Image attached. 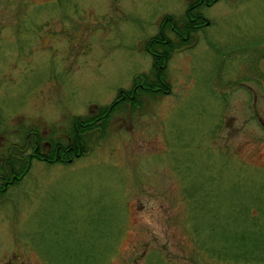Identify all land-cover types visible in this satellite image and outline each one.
Listing matches in <instances>:
<instances>
[{"label":"rangeland","instance_id":"374dc122","mask_svg":"<svg viewBox=\"0 0 264 264\" xmlns=\"http://www.w3.org/2000/svg\"><path fill=\"white\" fill-rule=\"evenodd\" d=\"M186 3L0 0V164L32 132L65 140L73 115L151 72L145 40ZM201 11L192 45L170 53L166 92L140 91L80 156L32 158L0 193V264H264V124L243 86L264 72V0ZM245 229L258 249L226 240Z\"/></svg>","mask_w":264,"mask_h":264},{"label":"trees","instance_id":"16d2710c","mask_svg":"<svg viewBox=\"0 0 264 264\" xmlns=\"http://www.w3.org/2000/svg\"><path fill=\"white\" fill-rule=\"evenodd\" d=\"M216 0H203V4H211ZM160 23V29L145 40L144 48L151 57V72L148 74L142 73L141 75H134L133 84L136 86V90L132 91L122 90V94L117 92L116 96L107 105H99L94 112L84 115H73L70 119L69 129L65 140L61 139H48L49 146L40 145V138L36 132H32L30 139L25 136L22 145L8 144L6 146V156L2 159L0 164V175H4L5 178L9 177V172L5 171V166L11 168V173L17 176L26 172L29 166L30 159L35 158L43 160L46 163L67 162L74 157L80 156L84 153L86 148V137L92 131H102V128L107 122L109 114L115 110L120 104L125 101L131 104L136 102V94L141 92L156 93L166 92L168 90V82L165 80V68L166 62L170 56L173 48H180L181 42L168 41L167 43H161L160 41L166 37V25L169 24L171 16L164 15ZM33 131L29 129L28 132ZM28 134V133H26ZM29 152L24 153V151ZM16 182V181H12ZM246 211L240 213L241 217L247 215L250 216L253 221L257 220L255 214H250L249 206L246 204ZM256 209V208H255ZM260 227L262 223H259ZM262 228V227H261ZM255 230H239L238 232H232V234L226 239H233V243L237 248L245 246L246 242L252 243V247H256L257 236H255ZM260 236V232H258ZM262 238V237H261ZM257 248V247H256ZM255 248V249H256ZM258 249V248H257ZM259 259L263 257L264 250L254 251ZM238 255H242L238 252Z\"/></svg>","mask_w":264,"mask_h":264},{"label":"flooded vegetation","instance_id":"af4514ba","mask_svg":"<svg viewBox=\"0 0 264 264\" xmlns=\"http://www.w3.org/2000/svg\"><path fill=\"white\" fill-rule=\"evenodd\" d=\"M202 2H203V0H187V3L185 5V7L183 8L182 18L179 20L177 18H175L174 16H172V14H170V15L165 14V15L171 16V18L169 19V24L166 25V28H168L169 34L166 33L165 34L166 37L163 38L160 42L161 43H167L168 41H175V42L179 41V42H181V47L178 48L179 50L180 49L181 50L186 49L189 46H191L193 43L192 36L195 34V32L202 29L203 25H206L208 23V20L205 19L203 12L201 11V7L206 5V4H203ZM162 19H161V21H162ZM161 21H160V23H161ZM160 23H159L157 31L160 29ZM143 50L146 51L144 46H143ZM260 58L261 57H259V59ZM255 69H256V74L253 75V72L247 73V75L245 76V79H249L250 83H248L245 80L243 86L247 90H250L249 93H252L251 91H253V90L259 91L258 97H259L260 103L256 107L254 115L258 120H260L261 124H264V72L263 71H261V72L257 71L256 66H255ZM252 80L254 81L255 86H253L251 84ZM132 83H133V80H132ZM130 90H132V91L136 90L135 84H132ZM118 93L122 94L123 91L118 89ZM256 99H257V95L254 93L253 94L254 104L256 103ZM248 103L251 105L252 101H250ZM250 117H251V114H250ZM40 145L43 147V143ZM47 146H49V143L47 144ZM5 171L9 172L10 174H9L8 178H5L4 175H2V174L0 175V193L3 190H5L6 187L12 183V181H15V180L22 178L23 175L25 174V172H24L20 176L14 175L11 173V168H8L6 166H5Z\"/></svg>","mask_w":264,"mask_h":264}]
</instances>
